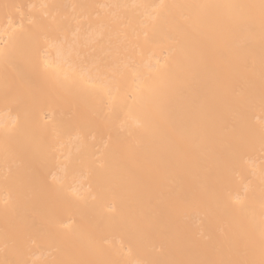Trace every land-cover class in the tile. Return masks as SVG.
Returning a JSON list of instances; mask_svg holds the SVG:
<instances>
[{"label":"bare ground","instance_id":"6f19581e","mask_svg":"<svg viewBox=\"0 0 264 264\" xmlns=\"http://www.w3.org/2000/svg\"><path fill=\"white\" fill-rule=\"evenodd\" d=\"M0 264H264V0H0Z\"/></svg>","mask_w":264,"mask_h":264}]
</instances>
